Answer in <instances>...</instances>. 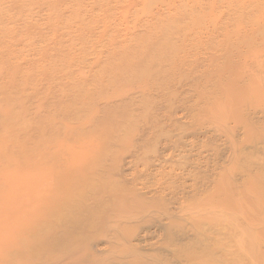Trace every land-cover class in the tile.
I'll use <instances>...</instances> for the list:
<instances>
[{
    "label": "bare ground",
    "instance_id": "1",
    "mask_svg": "<svg viewBox=\"0 0 264 264\" xmlns=\"http://www.w3.org/2000/svg\"><path fill=\"white\" fill-rule=\"evenodd\" d=\"M0 264H264V0H0Z\"/></svg>",
    "mask_w": 264,
    "mask_h": 264
}]
</instances>
